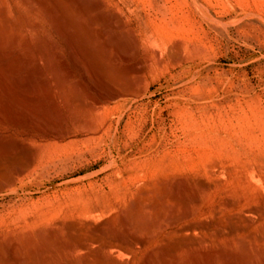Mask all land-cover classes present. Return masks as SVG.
Returning a JSON list of instances; mask_svg holds the SVG:
<instances>
[{
  "label": "rangeland",
  "instance_id": "rangeland-1",
  "mask_svg": "<svg viewBox=\"0 0 264 264\" xmlns=\"http://www.w3.org/2000/svg\"><path fill=\"white\" fill-rule=\"evenodd\" d=\"M28 1L0 0V264H264V0Z\"/></svg>",
  "mask_w": 264,
  "mask_h": 264
},
{
  "label": "bare ground",
  "instance_id": "bare-ground-1",
  "mask_svg": "<svg viewBox=\"0 0 264 264\" xmlns=\"http://www.w3.org/2000/svg\"><path fill=\"white\" fill-rule=\"evenodd\" d=\"M7 1H8V0H7ZM27 1H28V0H27ZM37 1H38V0H37ZM57 1H59V0H57ZM57 1H56V4L58 3ZM67 1H68V0H67ZM72 1H73V0H71L70 3H72ZM80 1H81V0H80ZM82 1H83V0H82ZM85 1H87V0H85ZM89 1H90V0H89ZM195 1H196V0H195ZM28 2H29V1H28ZM30 2H31V1H30ZM30 2H29V3H30ZM38 2H40V3L42 4V1L39 0ZM44 2H46V1L44 0ZM44 2H43V3H44ZM52 2H53V1H52ZM52 2H51V3H52ZM60 2H61V1H60ZM60 2H59V4H60ZM73 2H74V5L77 6V3H78V2L75 3V0H74ZM91 2H93V0H91ZM94 2H97V1H94ZM100 2H101V1H100ZM102 2H103V1H102ZM193 2H194V1H193ZM196 2H197V1H196ZM199 2H200V1H199ZM32 3H33V1H32ZM32 3H30L31 6H32ZM35 3H36V2H35ZM35 3H34V5H35ZM46 3H47V2H46ZM62 3H63V2H62ZM62 3L60 4L61 6L59 5V7H62ZM66 3H67V2H66ZM70 3H69V4H70ZM87 3L89 4L88 1H87ZM200 3H201V2H200ZM10 4H11V3H10ZM30 4H29L28 6H30ZM41 4H40V5H41ZM54 4H55V3H54ZM82 4H83V3H82ZM85 4H86V3H85ZM85 4H84V5H85ZM91 4H92V3H91ZM97 4H98V3H97ZM196 4H197V3H196ZM36 5H37V4H36ZM51 5H53V3H52ZM63 5H65V4L63 3ZM66 5H67V6H70V5H68V4H66ZM66 5H65V6H66ZM71 5H72V4H71ZM101 5H102V4H101ZM37 6H39V3H38ZM82 6H83V5H82ZM82 6H81V7H82ZM89 6H90V5H89ZM11 7H12L11 9L13 10L14 8H13L12 5H11ZM51 7H52V6H51ZM55 7H58V6H55ZM81 7H80V10H81ZM83 7H84V6H83ZM86 7H87V6H86ZM86 7H85V9H86ZM97 7H98V6H97ZM28 8H30V7H27V9H28ZM31 8H32V7H31ZM31 8H30V9H31ZM45 8H47V6H45ZM65 8H66V7H65ZM71 8H72V6L68 7V9H71ZM73 8H74V7H73ZM77 8H78V6L76 7V10L79 11V9H77ZM87 8H88V7H87ZM1 9H4V8H1ZM43 9H44V8H43ZM33 10H34V9H33ZM54 10H55V9H54ZM54 10H53V12H54ZM60 10H61V9H60ZM62 10H64V9L62 8ZM86 10H87V9H86ZM89 10H90V9H89ZM89 10H88L87 12H90ZM1 11H2V10H0V12H1ZM4 11H5V10H4ZM17 11H18V10H17ZM47 11H48V10H47ZM64 11H67V10H64ZM64 11H62L61 16H60V15H57V16H58L57 18H59V19L62 18V16H64V14H63ZM72 11H73V10H72ZM81 11H82V10H81ZM6 12H7V11H6ZM6 12H5V13H6ZM21 12H22V11H21ZM21 12H20V13H21ZM56 12H57V10H56ZM85 12H86V11H85ZM85 12L83 11V14H84ZM104 12H105V11H104ZM249 12H250V11H249ZM14 13H15V12H14ZM45 13H47V12H45ZM57 13H58V12H57ZM77 13H79V12H77ZM95 13H96V12H95ZM99 13H100V12H99ZM43 14H44V13H43ZM48 14H50V13L48 12ZM53 14H54V13H53ZM73 14H74V13H73ZM80 14H82V13H80ZM90 14H91V13H90ZM101 14H102V13H101ZM247 14H248V13H247ZM256 14H257V13H254V15H256ZM3 15H4V16H3ZM15 15H16V14H15ZM45 15H46V14H45ZM66 15L68 16V13H67ZM95 15H96V14H95ZM2 16H3V18H4V17H5V14L3 13ZM46 16H48V15H46ZM54 16H55V15H54ZM59 16H60V17H59ZM67 16H66V17H67ZM71 16H72V15H71ZM74 16L76 17V15H74ZM84 16H86V15H84ZM89 16H90V15H89ZM91 16H92V15H91ZM99 16H100V15H99ZM15 17H16V16H15ZM15 17H14L13 19H15ZM25 17H26V16H25ZM43 17H44V16H43ZM51 17H52V15H51ZM51 17H50V18L48 17L49 20L51 19ZM68 17L71 18L70 16H68ZM100 17H101V16H100ZM103 17H104V16L102 15L101 18H103ZM246 17H247V16H246ZM250 17H251V16H250ZM10 18H11V17H10ZM23 18H24V17H23ZM53 18H54V17H53ZM64 18H65V17H64ZM69 18H68V19H69ZM72 18H74V17H72ZM77 18H78V16H77ZM91 18H92V17H91ZM241 18H242V17H241ZM241 18H239V19H241ZM243 18H244V17H243ZM258 18H259V17H258ZM4 19H5V18H4ZM13 19H11V22L13 21ZM16 19L18 20V18H16ZM16 19H15V20H16ZM25 19H26V18H25ZM54 19H56V18H54ZM68 19H66V20H68ZM89 19H90V18H89ZM92 19H93V21H94V18H92ZM260 19H261V18H260ZM5 20H8V18H6ZM5 20H4V21H5ZM71 20H72V19H71ZM74 20H75V18H74ZM76 20H78V19H76ZM100 20L102 21V19H99L98 21H100ZM108 20H109V19H108ZM262 20H263V19H262ZM20 21H21V19H20ZM51 21H52V20H51ZM53 21H54V20H53ZM68 21H69V20H68ZM72 21H73V20H72ZM72 21H71V22H72ZM101 21H100V22H101ZM103 21H104V23H103ZM103 21H102V23H103L104 25L108 24L107 22H106V24H105V21H107V20H104V19H103ZM114 21H115V20H114ZM7 22H8V21H7ZM7 22H6V23H7ZM15 22H16V21H15ZM25 22H26V24L28 23L27 20H25ZM54 22H55V25H56V24L58 25V23H60V25H61V22H62V21L58 22V19H57V20L54 21ZM56 22H57V23H56ZM71 22L66 23L65 20H63V23L68 24V25H69V28H70V23H71ZM78 22H79V21H78ZM78 22H76V23H78ZM85 22H87L86 19H85ZM108 22H109V21H108ZM115 22L118 23L117 21H115ZM16 23H17V24H14V25H15L14 28H18V27H16V25H18V22H16ZM51 23H52V22H51ZM74 23H75V22H74ZM74 23H73V25L71 24L72 27H74V25H75ZM87 23H88V22H87ZM96 23H97V22H96ZM102 23H101V25H102ZM112 23H114V22H112ZM22 24H23V22H22ZM52 24H53V23H52ZM66 24H64V25H66ZM82 24H83V23H82ZM85 24H86V23H84V25H85ZM98 24H99V23H98ZM120 24H121V23H120ZM3 25H5V22H4ZM7 25H9V24H6V26H7ZM11 25L13 26V24H11ZM19 25H20V24H19ZM23 25H24V24H23ZM27 25H28V24H27ZM27 25H26V26H27ZM36 25H38V24L35 23V26H36ZM60 25H59V26H60ZM77 25H78V24H77ZM84 25H82V26L84 27ZM111 25H112V24H111ZM28 26H29V25H28ZM28 26L26 27V29L28 28ZM31 26H32V27L30 28V26H29V28H30V29H34L33 25H31ZM38 26H41V25H38ZM62 26H63V24H62ZM115 26H116V25H115ZM118 26H119V25H118ZM9 27H10V26H8V28H6V29H9ZM23 27H24V26H23ZM36 27H37V26H36ZM36 27H35V30H36ZM55 27H56V26H55ZM65 27H66V26H65ZM72 27H71V28H72ZM75 27H76V25H75ZM85 27H87V25H85ZM85 27H84V28H85ZM112 27H114V25H113ZM0 28H1V26H0ZM4 28H5V27H4ZM4 28H3V29H4ZM14 28H13V29H14ZM61 28H62V27H61ZM61 28H60V29H61ZM84 28H83V29H84ZM87 28H88V27H87ZM89 28H90V27H89ZM101 28H102V27H101ZM30 29H29V30H30ZM40 29H41L40 27H39V29H38V27H37V31L40 30ZM57 29H59V27H57ZM57 29H56V30H57ZM62 29L64 30L65 28H62ZM66 29H67V28H66ZM90 29H91V28H90ZM106 29H107V28H106ZM106 29H103V30L106 31ZM114 29H115V28H114ZM0 30H2V29H0ZM15 30H16V29H15ZM35 30H33L32 32L34 33ZM63 30H62V31H63ZM68 30H69V32H71L70 30H72V29H67V32H68ZM73 30H75V28H73ZM103 30L101 29L102 32H103ZM7 31H9V30H7ZM27 31H28V30H27ZM108 31H109V30H108ZM39 32H40V31H39ZM92 32H93V31H92ZM0 33H1V32H0ZM30 33H31V31H30ZM33 33H31V34H33ZM35 33H36V34H40V33H37V32H35ZM75 33H76V32H75ZM75 33H73V37H74V34H75ZM77 33H78V32H77ZM87 33H88V32L86 31V33H85L84 36H86ZM90 33H91V32H90ZM90 33H88L89 36L87 35V38L89 37L90 39H92V37H90ZM94 33H95V32H94ZM116 33H117V32H116ZM116 33H115V34H116ZM4 34H5V33H3V35H4ZM63 34L65 35L66 33L63 31L62 35H63ZM92 34H93V33H92ZM97 34H98V30H97ZM14 35H15V34H14ZM34 35H35V34H34ZM100 35H101V34H99V36H100ZM116 35H117V34H116ZM17 36H18V35H17ZM17 36H16V38H17ZM38 36H39V35H38ZM40 36H41V35H40ZM71 36H72V35H70V37L68 38V40H71V39H70ZM75 36H77V35H75ZM91 36H92V35H91ZM93 36H96V35H93ZM102 36H103V35H101L100 37H102ZM10 37H11V34H10ZM14 37H15V36H14ZM32 37H33V35H32ZM32 37H31V38H32ZM35 37H37V35L34 36V39H35ZM64 37H65V36H64ZM66 37H67V36H66ZM114 37H115V35H114ZM116 37H117V36H116ZM116 37H115V38H116ZM0 38H2V37L0 36ZM29 38H30V37H29ZM29 38H28V39H29ZM39 38H40V37H39ZM39 38H38V39H39ZM84 38H85V42H86V37H84ZM84 38H83V39H84ZM93 38H94V37H93ZM2 39H3V38H2ZM2 39H0V41H1ZM40 39H41V38H40ZM73 39H75V38H73ZM95 39H96V38H95ZM97 39H99V37H98ZM104 39H105V38H104ZM104 39H103V41H106V39H105V40H104ZM118 39H119V38H118ZM15 40H16V39H15ZM32 40H33V39H32ZM44 40H45V39H44ZM44 40H43V41H44ZM63 40H64V39H63ZM65 40H66V38H65ZM88 40H89V39H88ZM116 40H117V38H116ZM2 41H3V43H5V42H4V39H3ZM13 41H14V40H13ZM13 41H12V42H13ZM26 41H27V40H26ZM28 41H29V40H28ZM28 41H27V42H28ZM39 41H41V40H39ZM89 41H90V40H89ZM7 42L9 43L10 41H7ZM7 42H6V43H7ZM15 42H16V41H15ZM27 42H26V43H27ZM29 42H30V41H29ZM36 42H37V40H36ZM65 42H66V41H65ZM67 42H68V41H67ZM70 42H71V41H70ZM70 42H69V43H70ZM82 42H83V41H82ZM82 42H81V43H82ZM85 42H84V43H85ZM90 42H91V41H90ZM33 43H34V40H33ZM43 43L46 44V43H47V40H46V42H43ZM48 43H49V42H48ZM103 43H105V42H103ZM117 43H118V41L116 42V44H117ZM119 43H120V42H119ZM27 44H28V43H27ZM31 44H32V43H31ZM38 44H41V42H40V43L38 42ZM6 45H7V44H6ZM6 45H5V46H6ZM8 45H9V44H8ZM35 45H36V44L34 43V46H35ZM46 45H48V44H46ZM117 45L119 46V44H117ZM117 45H116V48L118 47ZM120 45H121V44H120ZM10 46H11V45H9V47H10ZM38 46H39V45L35 46V48L38 47ZM49 46H50V45H49ZM54 46H55V45H54ZM3 47H4V46H2L1 48H3ZM7 47H8V46H7ZM32 47H33V44H32ZM46 47H47V46H46ZM68 47H69V46H68ZM76 47H77V45H76ZM4 48H5V47H4ZM44 48H45V45H44ZM44 48H41V46H40V49H44ZM120 48H121V47H120ZM120 48H119V49H120ZM76 49H77V48H76ZM0 50H1V49H0ZM44 50H45V49H44ZM72 50H75V49L72 48ZM117 50H118V48H117ZM76 51H77V50H76ZM78 51H79V50H78ZM78 51H77V52H78ZM119 51H120V50H119ZM43 52H44V51H43ZM73 52H74V51H73ZM40 53H41V52H40ZM121 53H122V52H121ZM20 54H21V53H20ZM46 54H47V53L45 52V55H44V54H43V55L46 56ZM74 54H75V52L73 53V56H74ZM0 55H1V53H0ZM3 55L6 56V55H8V54L5 55V54L3 53V54H2V57H3ZM48 55H49V54H48ZM48 55H47V56H48ZM78 55H79V54H78ZM17 56H18V55H17ZM73 56H72V57H73ZM8 57H9V56H8ZM20 57H21V56H20ZM75 58H77V57L75 56ZM4 59H5V58H4ZM47 59H48V57H47ZM9 60H11V59L9 58ZM75 60H76V59H75ZM0 61H1V60H0ZM3 62H4V61H3ZM3 62H1V63H3ZM41 62H42V61H41ZM41 62H40V63H41ZM46 62H47V60H46ZM10 63H11V61H9V64H10ZM42 63L44 64V62H42ZM4 64H5V63H4ZM6 64H7V63H6ZM6 64H5V65H6ZM9 64H8V67L10 66ZM43 64H42V65H43ZM36 65H39V63H37ZM3 67H4V66H3ZM0 68H1V67H0ZM6 68H7V67H5V69H6ZM9 68H10V67H9ZM12 69H14V68H12ZM15 69H16V68H15ZM0 70H1V69H0ZM4 71H5V70H4ZM7 71H9V70L7 69ZM36 71L39 72L38 70H36ZM0 72H1V71H0ZM32 72H33V71H32ZM40 72H42V71H40ZM1 73H2V72H1ZM4 73H5V72H4ZM4 73H3V74H4ZM9 73H11V72L9 71L7 74H9ZM42 74H43V73H42ZM55 74H56V73H55ZM55 74H53V75H55ZM119 74H120V73H119ZM57 75H58V74H57ZM57 75H56V76H57ZM5 76H6V74L4 75V78H5ZM8 76L10 77L11 74H10V75H7V77H8ZM36 76H37V75H36ZM117 76H118V77L121 76V79H122V75H121V74H120V75L117 74ZM7 77H6V78H7ZM38 77H40V76H38ZM0 78H1V77H0ZM4 78L1 79V82H2V83H3L2 80H4ZM59 78H60V77H59ZM59 78L56 77V79H58V80H59ZM61 78H62V77H61ZM115 78H117V77H115ZM115 78H114V79H115ZM7 79H8V78H7ZM7 79H5V80H7ZM119 79H120V78H119ZM121 79H120V80H121ZM8 80H9V79H8ZM8 80H7V82H6V81H4V82H6V84H7V83L9 84V83L11 82V80H10V82H8ZM61 80H62V79H61ZM61 80H59V81H61ZM88 80H89V79H88ZM117 80H118V79H115V81H117ZM118 81H119V80H118ZM118 81H117V83H118ZM54 82H55V81H54ZM64 82H65V81L63 80V83H64ZM2 83H1V84H2ZM56 83H57V82H55V84H56ZM58 83H60V82H58ZM3 84H4V83H3ZM46 84H48V83H46ZM55 84H54V85H55ZM61 84H62V83H61ZM61 84H60V86H61ZM77 84H78V83H77ZM54 85H53V86H54ZM56 85H57V84H56ZM58 85H59V84H58ZM64 85H65V84H64ZM64 85L62 86V88H65ZM78 85H79V84H78ZM4 86H6V85H4ZM46 86H47V85H46ZM53 86H52V88H53ZM60 86L57 87V90H58V88H60ZM79 86H80V85H79ZM81 86H82V85H81ZM84 86H85V83H84ZM84 86H83V89H84ZM86 86H87V85H86ZM86 86H85V87H86ZM111 86H112V85H111ZM114 86H115V85H114ZM0 87H1V85H0ZM6 87H7V86H6ZM74 87H75V86H74ZM2 88H3V87H2ZM2 88H1V89H2ZM4 88H5V87H4ZM45 88L48 90L47 87H45ZM54 88H55V86H54ZM78 88H80V87H78ZM99 88H100V87H99ZM109 88H110V89H109ZM109 88H108L109 91H108V90H103V91H101L100 93H99L98 91H96V92L99 93L98 97L96 98L97 103H100V102H103V101H107V100H109V99H111V98H112V99H113V98H117V97L121 96L122 93H123V92L121 93V90H119L118 88H116V89H114L115 87H113V88H112V87H109ZM111 88H112V89H111ZM74 89H75V88H74ZM85 89H88V88H85ZM94 89H95V88H94ZM101 89H102V88H101ZM106 89H107V88H106ZM113 89H114V90H113ZM117 89H118V90H117ZM10 90H11V89H10ZM54 90H55V89H54ZM81 90H82V89H81ZM97 90H99V89H97ZM44 91L46 92V90H44ZM48 91H49V90H48ZM60 91H61V90H60ZM76 91H77V89H76ZM84 91H85V90H84ZM84 91L82 90V91H81V94H82V92H84ZM86 91H87V90H86ZM88 91H89V90H88ZM50 92H51V91H50ZM55 92H57V91H55ZM93 92L96 93L95 91H93ZM8 93H9V91H8ZM47 93H48V92H47ZM69 93H70V92H69ZM72 93H76V92H75V91H72ZM78 93H79V91H78ZM78 93H77V94H78ZM84 93H85V92H84ZM86 93L88 94L89 92H86ZM1 94H2V92H1ZM4 94H6V93H4ZM9 94H10V93H9ZM53 94H54V92H53ZM62 94H65V93H62ZM70 94H71V93H70ZM70 94H69V95H70ZM92 94H93V93H92ZM2 95H3V94H2ZM49 95H50V93H49ZM51 95H52V94H51ZM56 95H57V94H56ZM79 95H80V94H79ZM79 95L77 96V98L79 97ZM88 95H89V94H88ZM53 96H55V95H53ZM53 96H52V97H53ZM63 96H64V95H62V97H63ZM66 96H67V93H66V95H65L64 97L66 98ZM70 96H71V95H70ZM70 96H69V98H68V96H67V98H66V100H68V101H66L65 99H64L63 101H66V103H67V102H69V99H70V100L72 99L71 101H74V100L76 99V98H74V97L72 96V97L74 98V100H73V98H70ZM74 96H75V95H74ZM80 96H82V95H80ZM83 96H84V95H83ZM83 96H82V97H83ZM89 96H90V95H89ZM93 96H95V95L93 94ZM7 97H8V96H7ZM7 97H5V100H6ZM55 97H56V96H55ZM62 97H61V98H62ZM10 98H11V97H10ZM83 98H84V97H83ZM83 98H82V99H83ZM90 98H92V97L90 96ZM90 98H89V99H90ZM93 98H95V97H93ZM93 98H92V99H93ZM8 99H9V98H8ZM84 99H86V98H84ZM10 100H11V99H10ZM10 100H9V101H10ZM76 100H77V99H76ZM79 100H80V99H79ZM94 100H95V99H94ZM9 101H8V103H9ZM54 101H56V100H54ZM57 101H58V100H57ZM82 101H83V100H82ZM82 101H80V103H81ZM52 102H53V101H52ZM58 102H59V101H58ZM87 102H88V101H87ZM56 103H57V102H56ZM56 103L54 102L55 105H56ZM72 103H73V102H72ZM72 103H71V104H72ZM80 103H79V104H80ZM84 103H85V101H83V103H82V108H83ZM88 103H92V102L89 101ZM10 104H11V102H10ZM54 104H53L54 108H57V106L55 107ZM79 104H78V105H79ZM6 105H7V104H6ZM58 105H59V103H58ZM73 105L75 106L74 103H73ZM92 105H94V104L92 103L91 106H92ZM96 105H97V104H96ZM74 106H72V107H74ZM86 106H89V104L86 103ZM98 106H99V105H97V106L94 105V108H95V107L98 108ZM67 107H68V106H67ZM70 107H71V106H70ZM100 107H101V106H99V108H100ZM68 108H69V107H68ZM76 108H79V106L76 107ZM89 108H92V107H89ZM92 109H93V108H92ZM56 110L58 111L59 109H56ZM72 110H73V109H72ZM75 110H77V109H75ZM73 111H74V110H73ZM77 111H78V110H77ZM86 124H87V122H86ZM43 127H44V126H43ZM39 128H40V127H39ZM45 128H47V127H45ZM44 130H45V129H44ZM44 130H43V131H44ZM44 132H45V131H44ZM47 132H48V131H46V133H47ZM49 133H50V132H49ZM47 134H48V133H47ZM49 135H50V134H49ZM6 147H7V146H6ZM1 150L4 151V150H6V149H0V151H1ZM7 151H8V147H7ZM1 152H2V151H1ZM23 152H25V151H23ZM26 152H27V151H26ZM28 152H29V154H30V151H29V150H28ZM28 152H27V153H28ZM0 154H1V153H0ZM23 154H24V153H22L21 155L23 156ZM25 154H26V153H25ZM29 154H27V155H29ZM30 156H31V155H30ZM30 156H28V157L31 158ZM1 157H2V156H1ZM24 157L27 158L26 156H24ZM9 158H10V156H9ZM1 159H4V158H1ZM6 159H7V157H6ZM22 160H23V159H22ZM7 161H8V160H7ZM9 161H10V160H9ZM18 161H21V160H18ZM18 161H15V162L18 163ZM28 161L30 162V160H28ZM10 162H11V161H10ZM15 162H14V164H15ZM22 162H24V160H23ZM8 163H9V162H8ZM30 163H31V162H30ZM10 164H11V163H10ZM11 165H12V164H11ZM21 165H22V164H21ZM24 165H25V164H24ZM24 165H22V166H24ZM26 165H27V164H26ZM26 165H25V166H26ZM7 166H10V165H7ZM13 166H14V165H13ZM17 166H19V163H18ZM22 166H20V167H22ZM25 166H24V167H25ZM28 167H29V166H28ZM17 168H18V167H17ZM11 169H12V168H11ZM14 169H15V168H14ZM14 169H13V170H14ZM21 169H22V168H21ZM18 170H19V169H18ZM22 170H23V169H22ZM22 170H20V172H22ZM23 171H24V170H23ZM14 172H16V171L14 170ZM7 173H8V172H7ZM22 173H23V172H22ZM19 174H21V173H19ZM7 180H8V179H7ZM5 181H6V180H5ZM5 181H3V182H5ZM6 183L10 184V182H6ZM177 184H178V183H177ZM161 185H163V184H161ZM167 185H168V184H167ZM178 185L181 186V184H178ZM187 185H188V184H187ZM163 186H164V185H163ZM180 186H179V188H180ZM176 187L178 188V186H176ZM183 187H184V186H183ZM186 187L188 188V186H186ZM204 187H206V186L204 185ZM165 188L167 189L166 185H165ZM174 188H175V187H174ZM187 188H186V189H187ZM202 188H203V185H202ZM161 189H163V188H161ZM169 189H170V188H169ZM175 189H176V188H175ZM180 189H182V188H180ZM188 189H189V188H188ZM163 191H164V190H163ZM163 191H162L161 194H163ZM168 191H169V190H168ZM180 191H181V190H180ZM160 192H161V191H160ZM164 192H165V191H164ZM169 192H170V191H169ZM169 192H168V194H169ZM174 192H175V191H174ZM183 192H184V191H183ZM176 193H177V192H176ZM180 193H181V192H180ZM165 194L168 195L166 192H165ZM165 194H164V195H165ZM194 194H196V193H194ZM170 195H171V194H170ZM190 195H191V194H190ZM160 196H162V195H160ZM172 196H173V195H172ZM194 196H195V195H194ZM163 197H164V196H163ZM170 197H171V196H170ZM185 198H186V195H185ZM193 198H194V197H193ZM179 199H180V198H179ZM194 199H195V198H194ZM159 200H160V199H159ZM180 200H181V201L184 200V201H187V202H188V199H187V200H186V199H183V200L180 199ZM196 200H197V198H196ZM161 201H163V200L161 199ZM181 201H180V202H181ZM189 201H190V200H189ZM163 202H164V201H163ZM180 202H179V203H180ZM154 203H155V202H154ZM158 203H159V202H158ZM181 204H182V202H181ZM151 205H152V204H151ZM153 205H154V204H153ZM163 205H164V203H163ZM163 205H162V206H163ZM169 205H170V204H169ZM175 205H176V204H175ZM156 206H157V205H156ZM173 206H174V205H173ZM187 206H188V205L186 204V208H187ZM152 207H153V206H152ZM167 207H168V206H167ZM184 207H185V205H184ZM153 208H154V210L152 209V211H156V212H157L156 214H161V213H160V212H162L161 210L159 211V209L156 208V207H153ZM160 208H161V207H160ZM163 208L166 209L164 206L162 207V209H163ZM173 208H174V207H173ZM171 209H172V208H171ZM184 209H185V208H184ZM188 209H189V208H188ZM188 209H187L186 211H188ZM168 210H169V209H168ZM168 210H167V211H168ZM181 210H182V209H181ZM171 211H172V210H171ZM186 211H185V212H186ZM182 212H184V210H183ZM188 212H189V211H188ZM154 213H155V212H154ZM162 213H163V212H162ZM130 214H133V213H130ZM134 214L137 215L138 213H134ZM134 214H133V217H134ZM163 214H164V213H163ZM168 214H169V213H168ZM179 214H180V213H179ZM179 214H178V215H179ZM181 214H183V213H181ZM213 214H215V213H213ZM128 215H129V214H128ZM166 215H167V214H166ZM178 215H176L174 218H176ZM188 215H189V214H188ZM188 215H187V216H188ZM121 216H123V215H121ZM121 216H120V219H121ZM162 216H163V215H162ZM181 216H182V215H181ZM248 216H249V215H248ZM127 217H128V216H127ZM127 217H126V218H127ZM129 217H130V216H129ZM131 217H132V215H131ZM131 217H130V219L128 218L129 221H126V220H125V221L128 222V223H131V224L134 223V220H135V219H134L133 217H132V218H131ZM154 217H155V216H154ZM163 217H164V216H163ZM167 217H168V216H167ZM167 217H166V218L164 217L163 219H169V218H167ZM234 217H235V216H234ZM242 217H244V216H242ZM137 218H138V215H137ZM155 218L158 219L157 216H156ZM174 218L171 217V219H173V220H174ZM237 218H238V217H237ZM124 219H125V217H124L122 220L124 221ZM140 219H141V218H140ZM171 219H170V221H171ZM178 219H179V217H178ZM229 219H230V218H229ZM238 219H239V218H238ZM249 219H250V218H249ZM236 220H237V219H236ZM247 220H248V219H247ZM251 220H252V219H251ZM140 221H141V220H140ZM140 221H139V222H140ZM150 221H151V220H150ZM157 221H158V220H157ZM176 221H177V220H176ZM239 221H240V219H239ZM242 221H243V220H242ZM242 221H241V222H242ZM244 221H246V220H244ZM249 221H250V220H249ZM126 222H125V223H126ZM135 222H136V220H135ZM137 222H138V221H137ZM155 222H156V220H155ZM214 222L218 225V223H217L216 221H214ZM241 222H240V223H241ZM250 222H251V221H250ZM141 223H146V221H145V222L142 221ZM141 223H138L139 226L141 225ZM156 223H158V222H156ZM170 223H171V222H170ZM170 223H169V224H170ZM205 223H208V225H211L209 222H205ZM205 223H204V224H205ZM215 223H214V224H215ZM229 223H230V222H229ZM229 223H228V224H229ZM234 223H235V222H234ZM122 224H123V227H124V223H122ZM135 224H136V223H135ZM147 224H150V223L147 222L145 225H147ZM151 224H152V222H151ZM220 224L222 225V223H220ZM230 224H231V223H230ZM230 224H229V225H230ZM252 224H253V222H252ZM132 225H133V224H132ZM136 225H137V224H136ZM153 225H155V224H153ZM189 225H190V224H189ZM217 225H216V226H217ZM221 225H220V226H221ZM229 225H228V226H229ZM234 225H235V224H232V226H234ZM133 226H134V225H133ZM133 226H131V227H133ZM139 226H138V228L136 227L137 230H139V229L142 230V227H143V226H141V228H139ZM184 226H185V225H184ZM186 226H187V225H186ZM198 226H200V225H198ZM203 226H204V225H203ZM214 226H215V225H214ZM216 226H215V227L211 226V227H213V229H216ZM232 226H231V227H232ZM131 227H130V228H131ZM144 227H146V226H144ZM151 227H152V225H151V226L148 225V226L146 227V229H144L143 231H145V230H147L148 228H151ZM154 227H156V225L153 226V228H154ZM209 227H210V226H209ZM229 227H230V226H229ZM229 227L227 228L228 230H226V229H225V230H226V231H230V230H229ZM231 227H230V228H231ZM235 227H237V226L235 225ZM239 227H240V226H238L237 229H238ZM83 228H84V227H83ZM93 228H94V227H93ZM136 228H134V231H135ZM182 228H184V227H182ZM189 228H190V227L188 226V228L185 227L184 229L188 232L187 229H189ZM201 228H202V226H201ZM205 228H206V226H205L203 229H205ZM224 228H226V227H224ZM224 228H223V229H224ZM241 228H242V227H241ZM241 228H239L238 231H239ZM246 228H247V226L244 227V228H242V230L244 229V231H245ZM94 229H95V228H94ZM99 229H100V228H99ZM99 229H97V230H99ZM101 229H102V228H101ZM184 229H182V230H184ZM193 229H194V228H193ZM210 229H212V228H210ZM219 229H220V228H219ZM232 229H234V228L232 227ZM232 229H231V230H232ZM77 230H79V228H78ZM83 230H85V229H83ZM116 230H117V229H116ZM124 230H125V229H124ZM137 230H136V231H137ZM194 230H196V229H194ZM217 230H218V228H217ZM225 230H224V231H225ZM92 231H94V230H92ZM92 231H90V232L92 233V236H93V235H94L93 233H94L95 231H94V232H92ZM100 231H101V230H100ZM108 231H109V230H108ZM134 231H132V233H133ZM149 231H151V230L149 229ZM177 231H178V230H177ZM197 231H198V230H197ZM197 231H196V232H197ZM210 231H211V230H210ZM221 231L223 232V230H220V232H221ZM233 231H234V230H233ZM235 231H237V230H235ZM240 231H241V230H240ZM71 232H72V231H71ZM117 232H118V230H117ZM117 232H115V233H117ZM119 232H120V231H119ZM145 232H146V231H145ZM215 232H216V231H215ZM231 232H232V231H230V233H231ZM102 233H103V232H102ZM104 233H105V232H104ZM134 233H135L134 237L132 236L133 234H132V235L129 234L131 237H133L134 243H136V244L142 243V241H143L144 239H143L142 241L139 240V237H137L138 235L136 236V232H134ZM146 233H147V232H146ZM189 233H190V232H189ZM197 233H199V232H197ZM216 233H217V232H216ZM227 233H229V232H227ZM233 233H234V232H233ZM233 233H231V234H233ZM237 233H238V232H237ZM72 234H73V233H72ZM109 234H110V233H109ZM119 234H121V233H119ZM144 234H145V233H144ZM148 234H149V233H148ZM150 234H151V233H150ZM212 234H213V231H212ZM220 234H221V233H220ZM220 234H219V235H220ZM224 234H225V233H224ZM234 234H235V233H234ZM234 234H233V236H234V238H235V235H234ZM96 235H97V234H95V237H96ZM111 235L113 236V232H112ZM114 235H117V234H114ZM125 235H126V233H125ZM198 235H199V234H198ZM198 235H197L198 238L201 237V236H198ZM200 235H201V234H200ZM215 235H218V234H215ZM82 236H83V235H82ZM82 236H79V237H82ZM89 236H90V235H89ZM179 236H180V234H179ZM181 236H182V235H181ZM181 236H180V238H182L183 236L186 237L187 235L185 234V235H183L182 237H181ZM190 236H191V235H190ZM190 236H189V237H190ZM193 236H194V235H192V238H195V236H194V237H193ZM250 236H251V234H250ZM95 237H94V238H95ZM104 237L107 238L106 236H104ZM109 237H110V235H109ZM118 237H121V236H118ZM124 237H125V236H124ZM187 237H188V236H187ZM189 237H188V238H189ZM83 238L85 239L84 236H83ZM89 238L92 239L93 237L91 238V236H90ZM99 238H100V237H99ZM99 238L97 237L96 239H99ZM72 239H77V238H76L75 236H73ZM110 239H111V238H110ZM113 239H114V237H113ZM115 239H116V238H115ZM117 239H118V238H117ZM141 239H142V238H141ZM164 239H165V238H164ZM175 239H176V238H175ZM175 239H174V240H175ZM177 239H178V238H177ZM202 239H203V238H202ZM80 240H82V239L80 238L79 241H80ZM87 240H88V239H87ZM99 240H100V239H99ZM126 240H127V239H126ZM126 240L124 241L125 243H126ZM174 240H173V241H174ZM182 240H183V239H181L180 241L182 242ZM184 240H186V238H185ZM189 240H190V239H189ZM189 240H187V241H188V242L192 241V239H191L190 241H189ZM193 240H194V239H193ZM196 240H197V239H196ZM75 241L77 242V240H75ZM75 241H74V242H75ZM84 241H85V240H84ZM84 241H82V242L80 241V244H79V242H78V244H79V245H78V248H80V249H82V250H87V249L90 247L91 242H90V241H85V242H84ZM94 241L97 242L95 239H93V242H94ZM100 241H101V240H100ZM105 241H106V240H105ZM112 241H113V240H112ZM117 241H118V240H117ZM127 241L129 242V240H127ZM175 241H178V240H175ZM180 241H179V243H180ZM194 241H195V240H194ZM207 241H208V240H207ZM215 241H217V240H215ZM76 242H75V243H76ZM132 242H133V241L131 240L130 243H132ZM203 242H204V240H203ZM75 243H74V244H75ZM166 243H167V244H166ZM166 243H165V244H166V247H167L169 242H167V240H166ZM186 243H187V242H186ZM186 243H185V245H186ZM200 243H201V242H199V244H200ZM68 244H69V242H68ZM68 244H67V246H68ZM97 244H98V243H97ZM99 244H102V242H101V243L99 242ZM128 244H129V243H128ZM172 244H173V243H172ZM175 244H176V243L174 242V246H175ZM191 244H192V242H191ZM206 244H207V243H206ZM69 245H71V244H69ZM139 245H141V244H139ZM180 245H181V244H180ZM185 245H184V243H183V246H185ZM203 245H204V243H203L201 246H203ZM208 245H209V243H208ZM67 246H66V247H67ZM75 246H76V245H75ZM171 246H172V245H171ZM176 246H177V244H176ZM176 246H175V247H176ZM186 246H187V245H186ZM201 246H200V247H201ZM70 247H71V246H70ZM94 247H96V246H94ZM113 247H117V246L114 245L113 242H108V243H106V244L104 245V248H105V249H110V250H111ZM162 247H164V246L162 245ZM178 247H179V246H178ZM206 247H207V246H206ZM206 247H205V248H206ZM261 247H262V246H261ZM74 248H75V247H74ZM100 248H101V247H100ZM159 248H161V247L159 246ZM167 248H168V247H167ZM167 248H164V249H167ZM201 248H202V247H201ZM205 248H204V249H205ZM208 248H209V247H208ZM70 249H73V248L71 247ZM118 249H119L120 251H123V252H128V251H129V247H128V245H126V244H121V245H119V246H118ZM164 249H163V253L165 252ZM176 249H177V248H176ZM95 250H96V249H95ZM115 250H116V249H115ZM168 250H169V249H168ZM168 250H167V251H168ZM172 250H174V252H175V249H172ZM210 250H211V249H210ZM261 250H262V249H261ZM261 250H260V251H261ZM78 251H80V250H78ZM88 251H89V250H88ZM88 251H87V252H88ZM90 251H92V249H91ZM93 251H94V249H93ZM97 251H98V250H97ZM113 251H114V250H113ZM200 251H201V250H200ZM204 251H205V250H204ZM174 252H173V253H174ZM211 252H212V251H211ZM62 253H63V252H62ZM85 253H86V252H85ZM98 253H99V252H98ZM100 253H101V252H100ZM168 253H169V251H168ZM262 253H263V252H262ZM91 254H92V253H91ZM94 254H96V253H94ZM94 254H93V256H96V255H97V254H96V255H94ZM126 254H127V253H126ZM159 254H160V251H159ZM72 255H73V254H72ZM117 255H118V254H117ZM162 255H163V254H162ZM166 255H167V254H166ZM62 256H63V255H62ZM118 256H119V255H118ZM263 256H264V255H263ZM64 257H65V256H64ZM64 257H63V258H64ZM94 258H95V257H94ZM96 258H99V260H102V259H101L102 257H96ZM111 258L114 259L113 256H112ZM125 258H126V257H125ZM127 258H128V257H127ZM144 258H145V257H144ZM148 258H150V257L148 256ZM152 258H153V257H152ZM65 259H66V258H65ZM82 259H83V258H82ZM63 260H64V259H63ZM66 260H67V259H66ZM66 260H64L63 262L65 263ZM74 260H75V259H74ZM74 260H73V261H74ZM83 260H84V259H83ZM104 260H105V259H104ZM114 260H116V259H114ZM123 260H125V259L123 258ZM123 260H122V261H123ZM127 260L129 261V259H127ZM127 260H126V261H127ZM151 260L153 261V259H151ZM164 260H165V259H164ZM68 261H69V260H68ZM84 261H85V260H84ZM152 261H151V262H152ZM66 262H67V261H66ZM103 262H104V261H103ZM146 262H147V261H146ZM148 262H149V261H148ZM69 263H71V262H69ZM83 263H84V262H83ZM93 263H94V262H93ZM119 263L121 264L122 262H119ZM71 264H72V263H71ZM74 264H75V263H74ZM84 264H86V263H84ZM87 264H88V263H87ZM91 264H92V263H91ZM108 264H116V263L113 262V263H108Z\"/></svg>",
  "mask_w": 264,
  "mask_h": 264
}]
</instances>
